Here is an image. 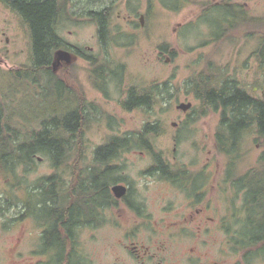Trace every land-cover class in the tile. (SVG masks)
Returning <instances> with one entry per match:
<instances>
[{
    "label": "rangeland",
    "instance_id": "1",
    "mask_svg": "<svg viewBox=\"0 0 264 264\" xmlns=\"http://www.w3.org/2000/svg\"><path fill=\"white\" fill-rule=\"evenodd\" d=\"M62 1L66 14L60 20L59 32L63 39L70 43L95 47L97 52L100 48L96 40L97 25L88 16L87 11L102 10L107 6L114 8L110 21L113 33L116 36H134V45L127 48L130 54L126 48L118 51V57L127 67L124 92L132 86L143 88L165 82H169L171 89L161 97V102L153 109L125 111L119 103V100L126 97L121 94L123 92L112 95L116 99L114 102H107L97 94L88 66L83 60L75 58L69 67L64 65L65 67L55 72L64 79L67 78L79 92L88 93L91 100L99 103L108 116L116 117V122L111 125L108 117H105L86 128V140L82 136L85 143L79 151L74 152L85 151L87 162L82 155L73 154L69 166L63 171H56L48 159L38 158L32 172L26 177L23 172L19 174V178L24 181V185L20 186H16L18 181H14L17 180L15 176L0 170V264H45L48 261L46 255L40 252L43 250L44 234L36 219L29 216L15 221L23 214L24 201L30 198L26 188H32L36 184L45 185L41 180L58 173L65 186L62 187L64 193L69 190V185L74 192L75 177H79L82 168L92 162V151L108 141L110 136L135 134L149 123L159 124L161 133L151 142L156 151L169 156L176 165H191L194 171L201 170L208 157H214L219 167L216 183H225L223 172L227 158L217 151L215 145V132L220 124L221 113L211 112L197 122H186L192 121V110L200 106V101L193 94H187L185 81L192 75L206 70L208 62L213 63L215 71L220 74L226 73L229 77L237 79L248 93L258 98L264 97V65L255 55L264 37V25L250 27L247 23L229 33L223 40L213 42L210 41L213 36L211 27L201 21V2L217 4L223 0H184L181 8H177L179 3L176 0ZM225 1L247 6L250 16L264 18V0ZM142 16L144 26H141ZM163 45L168 51H162ZM171 51H175L174 55ZM31 59L32 41L26 23L16 11L0 2V70L19 69L29 65ZM189 102L193 104L189 112L177 109L179 104ZM139 150L145 149H135L123 158V162L131 181L139 190V195L148 205L149 214L160 220L171 219L176 213H185L186 204L189 202L187 194L172 189L158 176H144L143 172L152 165V159L148 154H140ZM244 150L239 174L259 165V158L264 152V142L252 134L246 138ZM221 192L220 188L212 187L209 195L213 206L220 211V215L215 216V230L210 235L203 234L187 246H198L201 252H207L211 257L217 256L223 248L228 247L231 253L225 258L224 264H264V244L237 253L230 244L226 228H221L227 208L230 204H235L237 198L241 207L244 193L236 194L230 190L222 195ZM171 204L173 210L169 211ZM39 218H45L42 212L39 213ZM114 231L107 228L104 237L99 235L101 238L97 236L98 232L82 236L80 241L83 243L79 246L87 251L88 264L113 261L115 251L110 245L120 237V234ZM53 242L57 244L56 239ZM174 246L172 252L177 254V248ZM258 247H263L260 255H249L247 260L245 253L248 251V254H256ZM170 257L174 262L172 256Z\"/></svg>",
    "mask_w": 264,
    "mask_h": 264
},
{
    "label": "trees",
    "instance_id": "2",
    "mask_svg": "<svg viewBox=\"0 0 264 264\" xmlns=\"http://www.w3.org/2000/svg\"><path fill=\"white\" fill-rule=\"evenodd\" d=\"M181 8L184 0H176ZM24 19L32 41V59L29 65L15 70H0V170L24 185L19 174H27L35 169L38 158L48 159L56 170H64L72 159L70 152L79 151L85 143L83 136V110L79 97L70 102L65 94V79L53 71L54 54L65 48L57 32L60 19L65 15L62 0H0ZM203 8L202 23L209 24L213 36L210 41H221L247 22L250 27L264 25V18L248 16L239 4L230 5L223 0L220 4L200 3ZM93 21L104 24L107 14L89 13ZM207 45V44H206ZM205 45V46H206ZM204 47V46H203ZM165 49L168 48L165 47ZM261 63L264 65V37L260 46ZM174 55L175 51H171ZM102 66H97L99 69ZM124 64H121V68ZM213 63L207 69L192 75L185 81L187 94H193L200 106L193 108L190 120L197 121L211 112L221 113V122L215 138L217 150L231 156L234 161L243 159V145L247 137L257 135L264 142V97L248 93L233 77L215 71ZM219 70V69H218ZM214 73V74H210ZM169 82L155 83L149 87L134 86L126 110L154 108L161 97L168 94ZM77 93V92H76ZM36 104V105H34ZM39 104L42 107H39ZM36 106V107H35ZM161 133L160 125L147 124L142 131L133 134L132 145L112 141L100 150L112 152L116 145L124 149H144ZM259 164L262 171L253 170L248 176L250 201L251 234L249 247L264 244V152ZM25 180L27 178H24ZM40 186L36 184L26 189L30 198L24 201L21 217L34 216L36 210L50 217L55 226L65 220V216H78L82 203V188L73 192L77 202L71 207L62 201L64 192L58 184H63L58 173L44 178ZM14 184V183H13ZM12 184V185H13ZM36 187V188H35ZM41 191V199L36 198ZM32 196V197H31ZM59 197V198H58ZM40 198V197H39ZM10 207V206H9ZM19 217L15 219L18 221ZM55 230L56 228L53 227Z\"/></svg>",
    "mask_w": 264,
    "mask_h": 264
},
{
    "label": "flooded vegetation",
    "instance_id": "3",
    "mask_svg": "<svg viewBox=\"0 0 264 264\" xmlns=\"http://www.w3.org/2000/svg\"><path fill=\"white\" fill-rule=\"evenodd\" d=\"M228 3L230 5L234 4L231 1ZM240 6L245 13V20L247 21L249 16L247 6ZM113 10L112 6H107L102 10L87 11L88 16L89 13L94 12L107 14L104 24L99 21H93L97 25L96 40L100 46L97 52H95V47H84L64 40L59 32V23L57 32L65 48L58 49L55 52L54 61L56 53L60 50L70 53L73 61L75 58L83 60L88 66L97 94L107 102H114L116 99L112 95L123 92L121 94L126 97L123 100H119V103L125 111H134L136 109L133 106L130 110L125 109L124 104H127L130 100L131 89L134 86L124 92L123 86L127 67L124 64V67L121 68V64L124 62L118 57L119 50L126 48L127 51V48L134 45V36L131 37V34L116 36L113 33L110 22ZM143 16L141 17V26H144ZM244 25H247V22H244ZM161 49L162 51H167L165 45L161 46ZM260 53V48H258L255 51V55L258 56L259 61L261 60ZM64 65L67 64L64 63ZM64 65L60 68H63ZM67 66L69 67V65ZM97 66L102 67L97 69ZM65 83L64 94L66 98L72 102L77 96L82 102L84 115L82 120L83 125H85L83 137L85 140L86 128L92 123L98 122L105 117H108V122L111 125L116 122V117L113 115L108 116L99 103L91 100L92 98H90L88 93L79 92L67 78ZM186 122L188 124L191 123L189 120ZM131 138H133L131 133L125 136L116 134L110 136L108 141L97 146L92 151V162L89 166L82 168L79 177H75V190L79 186L83 190L78 216H68L67 214L65 220L55 226L50 217L46 216L44 219H40L39 213L41 210H36V215L32 217L43 228V250H40V252L48 258L45 264H88L87 251L84 247L79 246L80 243H83V241H80L82 236L98 232V237H104L107 228L115 230L114 232L117 231L120 237L110 245L115 251L113 261H103L102 264H224L225 258L231 253L228 247L223 248L217 256L211 257L209 253L201 252L198 246H187L203 234L210 235L215 230V216L220 215V211L213 206L209 196L212 187L220 188L222 195H225L226 191L229 192L230 190H233L236 194L244 193L241 207L238 205L237 198L235 199V204H230L227 208V215L222 219V222H224L221 228H224V230L226 228L225 232L235 252L239 253L249 248L247 245L251 234L250 210L252 208L247 186L250 178L248 175L256 169L258 172L262 171L263 168L259 161L257 167L244 174H239L240 161H234L231 156L217 150L227 158L223 172L225 183L217 185L216 176L217 174L219 175V167L216 165L214 157H208L203 168L199 171H194L191 165H176L169 156L167 157L163 152L156 151L152 143L148 149L139 150L141 151L140 154H148L152 159V165L143 172L144 176H158L161 181H164L172 189H178V191L187 194L189 199L185 213H176L171 219L163 218L158 220L149 214L148 205L139 195L138 188L131 181L126 171L127 168L124 166L123 158L135 149L121 150L119 145H116L115 150L112 152L100 150V148L108 146L114 140L116 142L122 141L126 145H132L133 141ZM69 154L82 155L86 162L88 160L85 151H72ZM244 155L245 150L243 152ZM57 186L63 187L64 185L58 184ZM55 194L57 196L64 195L66 199L62 202L68 204L69 207L77 202L70 185L69 190L65 193L57 192ZM37 198L41 199V192L38 193ZM171 206L172 204L168 209L169 211L173 210ZM28 217L20 216L19 218L21 219L18 221ZM53 227L56 229L54 230ZM54 239H56L57 244L53 242ZM262 244L263 242L259 243L258 246ZM173 246L177 248L175 249L177 254H173ZM261 251H263V247H258L256 254L255 252H249L248 254L247 251L244 256L248 260L249 255H254L252 257H255L260 255ZM170 256H172L174 262H172Z\"/></svg>",
    "mask_w": 264,
    "mask_h": 264
},
{
    "label": "water",
    "instance_id": "4",
    "mask_svg": "<svg viewBox=\"0 0 264 264\" xmlns=\"http://www.w3.org/2000/svg\"><path fill=\"white\" fill-rule=\"evenodd\" d=\"M143 20V19H142ZM73 58L72 55L66 51L60 50L56 53V58L53 63L54 71L58 72L59 68L66 63L67 65L72 64ZM193 108V104L191 102L189 103H181L177 106V109L183 111V112H189ZM40 160L42 158H39Z\"/></svg>",
    "mask_w": 264,
    "mask_h": 264
}]
</instances>
